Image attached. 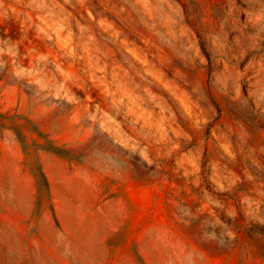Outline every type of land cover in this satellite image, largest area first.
<instances>
[{"label": "rangeland", "instance_id": "374dc122", "mask_svg": "<svg viewBox=\"0 0 264 264\" xmlns=\"http://www.w3.org/2000/svg\"><path fill=\"white\" fill-rule=\"evenodd\" d=\"M0 114V264H264V0H0Z\"/></svg>", "mask_w": 264, "mask_h": 264}, {"label": "trees", "instance_id": "16d2710c", "mask_svg": "<svg viewBox=\"0 0 264 264\" xmlns=\"http://www.w3.org/2000/svg\"><path fill=\"white\" fill-rule=\"evenodd\" d=\"M0 116L3 117L1 114H0ZM3 127H6V124H4ZM40 175L42 177V180L44 182V185L46 186L47 191L50 192L49 180H48V178H47V176H46V174H45V172H44V170H43L42 167L40 168Z\"/></svg>", "mask_w": 264, "mask_h": 264}]
</instances>
